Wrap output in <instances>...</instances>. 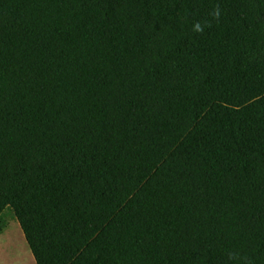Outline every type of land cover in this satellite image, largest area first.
Listing matches in <instances>:
<instances>
[{
	"label": "trees",
	"instance_id": "16d2710c",
	"mask_svg": "<svg viewBox=\"0 0 264 264\" xmlns=\"http://www.w3.org/2000/svg\"><path fill=\"white\" fill-rule=\"evenodd\" d=\"M14 219L36 264H264V0H0Z\"/></svg>",
	"mask_w": 264,
	"mask_h": 264
},
{
	"label": "bare ground",
	"instance_id": "6f19581e",
	"mask_svg": "<svg viewBox=\"0 0 264 264\" xmlns=\"http://www.w3.org/2000/svg\"><path fill=\"white\" fill-rule=\"evenodd\" d=\"M26 246L21 226H13L6 234L0 236V264H34Z\"/></svg>",
	"mask_w": 264,
	"mask_h": 264
},
{
	"label": "clouds",
	"instance_id": "9594fccd",
	"mask_svg": "<svg viewBox=\"0 0 264 264\" xmlns=\"http://www.w3.org/2000/svg\"><path fill=\"white\" fill-rule=\"evenodd\" d=\"M212 16L214 19H219V16H220V9H219V5L216 6V8L214 9L213 13H212ZM207 26V27H210L211 25L210 24H207V25H201L199 22H197L194 27H193V30L197 33H203L204 31V27Z\"/></svg>",
	"mask_w": 264,
	"mask_h": 264
},
{
	"label": "rangeland",
	"instance_id": "374dc122",
	"mask_svg": "<svg viewBox=\"0 0 264 264\" xmlns=\"http://www.w3.org/2000/svg\"><path fill=\"white\" fill-rule=\"evenodd\" d=\"M172 10H173L175 13L177 12L176 9H175V7H173ZM16 225H20L19 222H18L16 219L12 220V221L9 223L8 228L4 231L3 234H6L7 231H8L9 229H11L13 226H16ZM3 234H2V235H3ZM26 243H27V241H26ZM26 251H27V253L29 254V256L31 257V259L34 261V264H36L35 258H34L32 252H31V250H30V247H29L28 243H27V246H26ZM32 257H33V258H32Z\"/></svg>",
	"mask_w": 264,
	"mask_h": 264
}]
</instances>
